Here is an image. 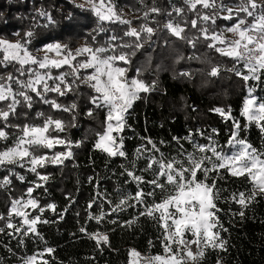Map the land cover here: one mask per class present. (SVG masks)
Segmentation results:
<instances>
[{
	"label": "trees",
	"instance_id": "obj_1",
	"mask_svg": "<svg viewBox=\"0 0 264 264\" xmlns=\"http://www.w3.org/2000/svg\"><path fill=\"white\" fill-rule=\"evenodd\" d=\"M112 3L118 14L127 13L131 27L139 29L147 24L156 29L144 47L132 56L129 65L119 63V66L127 68L129 79L136 77L137 69H140L139 78L148 85L155 81L156 87L141 93V98L129 109L127 127L119 134L123 138L121 150L125 156H109L95 147L97 134L105 130L107 111L91 103V97L96 93L79 81L75 90L66 96L48 94L49 99L55 98L65 106L75 103L77 108L74 112L55 110L30 93L33 97L30 108L21 103L17 105L16 114L9 117L8 126L0 121V128L9 134L7 140H0V151L14 145L22 135L24 125L42 126L48 117L62 120L66 125L63 132H52V136L73 143L71 158L62 164L47 163L37 169L41 175L49 177L47 181L39 180L36 173L29 171V165L0 167V181L4 177L10 180L9 184L0 186V229H3L0 231V264H25L32 256L37 257L35 264H43L44 261L47 264H129L130 250L146 257L164 255L162 242L165 230L159 212L154 216L141 213L146 207L175 194V187L167 184L166 177L159 180L163 188L147 182L156 179L159 171L158 166L148 168L149 158L155 156L166 162L178 160L188 167V153H195L197 157L212 156L211 152H197L194 144L213 143L218 151L232 154L239 150L238 145L228 143L235 121L240 124V138L264 153V132L242 115L245 101L250 97V88L258 102H264V71L260 73L259 80L245 81L243 75H248V70L244 63L210 48L208 45L212 41L205 40L200 33V29L207 28L212 34L234 22L236 15L225 20L222 12L230 5L240 6L241 0H217V4L223 7L204 9L197 6L196 10H190L185 0H112ZM258 4L264 5V0H259ZM80 5L77 0H0V39L23 40L24 34L31 31L33 36L27 47L33 55L42 46L54 42L68 44L75 51L85 44L93 48L107 47L108 38L112 35L122 38L123 42L133 39L124 36L129 27L126 24L105 23L106 31L98 32L97 17L90 7ZM152 7L161 11L149 13L145 19L144 13ZM178 7L184 9L181 15L174 11ZM41 11L48 13L53 22L49 23L45 16H41ZM214 13L217 14L214 24L211 20L199 19L201 15ZM244 16V13H239V17ZM194 19L198 21L196 28L191 24ZM170 20L184 27L183 35L187 39H178L165 28ZM251 21L252 18L247 19V22ZM188 40H195V46ZM119 51L130 52L132 49ZM86 58L81 56L77 59L82 61ZM19 67L16 63L0 65V76L7 77L11 73L26 80L27 74L21 76ZM213 67L220 68L217 76L210 75ZM234 67L242 73L241 76L229 71ZM61 71L69 72L70 69L67 66L52 69L54 76ZM91 71L81 70V77ZM67 79L71 83L73 78L69 76ZM12 86L19 90L17 85ZM7 103L9 101L0 102V109H6ZM217 108L225 112L230 110L231 118L225 119L214 111ZM89 110L93 112L91 117L87 115ZM153 144L159 151L153 150ZM33 151L38 156H52L67 149L56 145L52 149L41 147ZM128 172L143 177L144 182L137 183ZM21 176L23 180L19 179ZM210 176L207 183L211 184L215 179L219 191L220 198L215 201L219 209L216 216L223 229H227L220 230V237L226 245L225 250L207 249L200 264H217V261L220 264H264V195H257L247 207H242L232 200V196L236 194L238 199L239 193H252L253 183L247 176L233 177L226 169L220 170L219 177L216 173ZM197 179L203 180V173L198 172ZM37 184L40 187H36ZM29 188L33 189L31 196L27 193ZM141 190L145 193L143 202L137 203L134 197ZM125 198H128V203L116 210ZM28 199H35L38 207L31 208L27 218L31 220L39 216L41 221H48L36 225L38 235H24L28 228L23 224L24 218L15 214L9 216L14 200ZM50 204L55 205V210L48 207ZM40 208L44 209L42 213ZM241 212L243 216L239 214ZM102 213L99 221L90 218L100 217ZM129 221L134 222L129 225ZM9 222L14 228L7 227ZM16 227L21 229L20 232L15 231ZM82 227L85 232H81ZM86 233L106 234L108 243L101 241L98 247L96 240L90 239ZM46 248L54 251L47 253L44 251Z\"/></svg>",
	"mask_w": 264,
	"mask_h": 264
},
{
	"label": "snow or ice",
	"instance_id": "obj_2",
	"mask_svg": "<svg viewBox=\"0 0 264 264\" xmlns=\"http://www.w3.org/2000/svg\"><path fill=\"white\" fill-rule=\"evenodd\" d=\"M190 10H196L197 6L204 9H215L223 7L217 4V0H185ZM91 11L97 17V31L104 32L105 23H119L129 25L124 36L133 38L127 42H123L122 38L112 35L108 38L107 47L100 46L93 48L85 44L73 51L68 44L60 42L50 43L44 46L43 57L33 55L27 45L31 41L33 33L31 31L24 34L23 40L15 42L7 39H0V65H9L12 63L18 64V69L21 76L27 74L26 80H21L14 77L11 73L7 77L0 76V102L9 101L6 109H0V121L5 122L9 117L16 114L17 105L21 103L31 107L33 97L30 93H34L43 103L49 104L53 109L64 112H74L77 108L75 103L71 105H62L57 102L55 98L49 99V93H55L59 97L66 96L69 92L75 90L77 81L87 84L96 93L91 97V103L98 108H104L107 111L105 118V130L98 133V140L95 144L97 149H101L109 156H125L122 151V137L119 134L127 127L126 118L129 109L132 108L133 103L141 98V93L152 91L156 87L155 81L152 85L146 84L139 77L141 70L137 69V76L131 79L127 76V68L119 66L122 62L124 65L131 63V58L137 51L144 47V44L151 39L156 29L143 24L139 29L131 27V21L123 19L116 11L112 0H87ZM84 7V5H80ZM161 10L157 7L150 8L144 13V18L147 19L149 13H159ZM177 15H181L183 8H175ZM227 15L223 17L225 20H231L233 14L237 16V23L228 28L227 31L234 33L236 38L228 41L224 38L223 33L209 34L207 28L200 29L201 35L205 40H211L208 46L214 48L217 52L228 57H232L237 62L243 61L244 68L248 70V75H243V79L248 81L250 79L259 80L260 73L264 71V5L258 4L256 0H241V5L238 9H226ZM239 13H244V18L239 17ZM41 16H45L49 23H52L51 16L41 11ZM252 18L251 24L247 23V19ZM202 21H209L214 24L217 19V14L211 16L205 14L199 17ZM197 20H192L193 28L197 27ZM165 28L178 39H187L183 33L184 27L179 24H174L171 20L165 25ZM93 40L96 36L93 35ZM121 41L120 43H115ZM188 43L195 46V40H188ZM217 45H224V47H217ZM120 49H132L130 52L119 51ZM119 51V54H116ZM112 52V55L106 53ZM55 53L56 58H52L49 54ZM86 56L85 60H78V57ZM35 65L36 67H32ZM67 66L70 71H61L59 75H53L52 69H62ZM91 69V73L81 77V70ZM43 70V71H41ZM235 72L237 76L242 73L236 71L235 67L229 69ZM220 73V68L213 67L210 75L217 76ZM189 75V73H183ZM73 79L71 83L68 77ZM51 81V83H49ZM13 84L17 85L19 90L13 88ZM253 89H249L250 98L245 101L242 115L245 116L249 123H255L264 132V102H258V98L252 95ZM214 111L220 113L225 119H229V112H225L222 108H217ZM92 116L91 110L87 113ZM75 119V116L73 117ZM65 123L59 119L48 117L42 126L24 125L22 135L19 136L13 146L7 147L0 151V167L5 165L19 164L21 167L29 165V171L36 173L39 180L47 181L49 179L46 175H41L37 172L38 168L45 167L47 163L62 164L65 159L71 158L73 153L71 148L73 143L71 141L52 136V132H63L65 130ZM240 124L238 121L234 122V130L231 133L228 143L230 145H238L239 150L233 152L231 155L224 154L218 151L216 145H196L193 147L199 153L211 152L212 156L200 155L197 157L195 153L187 154L188 167L178 160L165 161L163 158L157 159L155 156L149 158L148 168L152 169L158 166L159 171L156 179L147 181L156 187L163 188L164 185L159 182L161 177H166L167 184L175 187V194L170 195L167 199L160 203L154 204L152 207H146L145 212L141 215L154 216L159 212L160 221L164 228V253L165 255H155L150 257H141V254L135 250H130L129 264H140V260L144 264H200L205 252L209 248L225 250L226 241L220 237V230L223 226L220 224L216 212L219 209L215 201L220 198L219 191L216 189V180L212 179V183L207 181L211 179L210 174L216 173L220 176V170L226 169L233 177L247 176L253 183V191L250 195L245 193L233 194L232 200L242 207H247L257 195H264V153L259 152L251 144L240 138ZM8 133L0 128V140H7ZM119 137V143L117 142ZM175 139V138H174ZM152 143L151 140L148 141ZM80 142H76L75 146H79ZM56 145H63L67 151L56 152L52 156L35 155V148L52 149ZM153 150L159 151L153 144ZM138 152L141 149L137 150ZM215 157V160H213ZM179 165V167H177ZM210 165V166H209ZM203 173L204 179L198 180L197 173ZM137 183L144 182L143 177L135 176L132 172H128ZM23 180V177H19ZM10 183L8 177H4L0 181V186ZM36 187H40L39 184ZM33 189L29 188L27 193L31 196ZM145 193L137 191L134 199L137 203L143 202ZM152 195V193H148ZM128 203V198L122 199L117 209H121ZM21 205L24 207L31 206L37 208L38 204L35 199L14 200L12 203L9 216L15 214L23 217V224L28 225L24 235L29 233L37 234L36 225L40 222L47 223L48 221H41L37 216L29 220L28 213L21 211ZM91 203L89 207H91ZM49 208L55 210V205H48ZM42 213L43 208L39 209ZM241 216L243 212L239 213ZM100 217H92L97 221ZM62 218V217H61ZM134 221L127 222L129 225ZM170 222V223H169ZM7 227L14 228L12 223H8ZM215 229V231H214ZM20 228L16 227L15 231L20 232ZM81 232H85L82 227ZM3 231V229H0ZM186 233H191L193 239L185 238ZM88 234V233H86ZM90 239H95L99 247L101 241L104 244L108 243L106 234L95 233L88 234ZM196 245L197 251L194 253L191 250V245ZM175 247V251L173 250ZM47 253H52V248L44 250ZM41 256L43 253L40 254ZM136 257L137 259H132ZM36 256L29 257L25 264H35ZM43 264H47L44 261ZM217 264H220L217 261Z\"/></svg>",
	"mask_w": 264,
	"mask_h": 264
},
{
	"label": "rangeland",
	"instance_id": "obj_3",
	"mask_svg": "<svg viewBox=\"0 0 264 264\" xmlns=\"http://www.w3.org/2000/svg\"><path fill=\"white\" fill-rule=\"evenodd\" d=\"M77 1L80 2L81 5H84V6L90 7V6L87 4V0H77ZM256 2L258 3L259 0H256ZM239 7H240V6H238V5H236V6H234V5H230V6H229V8H231V9L234 10V13H235V10L238 9ZM222 14H223V15H227L228 13H227V11L225 10V11L222 12ZM233 16H235V14H233ZM122 18L128 20V15H127V13L124 12V13L122 14ZM240 18H243V17H240ZM252 22H253V20H252L250 23H252ZM235 23H237V19H236L234 22H232L230 25H227V26H223V27H221V29H219V30L216 31L215 33H222V32H221L222 28H224V27L230 28V27H232V25L235 24ZM247 23H249V22H247ZM223 36H224V38H225L226 40L231 41V39H230L229 37H227L225 34H223ZM1 39H3V38H1ZM7 40L12 41V42H15V41H16L15 39H7ZM49 44H50V43H49ZM46 45H47V44H46ZM44 46H45V45H44ZM44 46H42V47L38 50V53H37L35 56L43 57V56L45 55V53H44V51H43ZM222 47H224V45H222ZM49 55H50L52 58H56V57H55V53H50ZM249 98H250V97H249ZM249 98H248V99H249ZM31 208H32V207H31L30 205L27 206V207H24L23 205H21L20 210H21V211H24V212H26V213H28V212L30 211ZM169 223H170V222H169ZM214 231H215V230H214ZM185 238L188 239V240L193 239L191 233H186V234H185ZM173 250L175 251V247H174ZM191 250L195 253V252L197 251L196 245H194V244L191 245ZM164 255H165V254H164ZM141 257H146V256H142V255H141ZM132 259L135 260V259H137V258H136V257H132ZM140 264H144V261H143V260H140Z\"/></svg>",
	"mask_w": 264,
	"mask_h": 264
},
{
	"label": "built area",
	"instance_id": "obj_4",
	"mask_svg": "<svg viewBox=\"0 0 264 264\" xmlns=\"http://www.w3.org/2000/svg\"><path fill=\"white\" fill-rule=\"evenodd\" d=\"M248 24H251V23H248ZM227 29H228L227 27H224V28H222L221 32L223 34H225L227 37H229L231 40H234L236 38L235 34L228 32ZM240 62L244 63L243 61H240ZM229 155H231V154H229Z\"/></svg>",
	"mask_w": 264,
	"mask_h": 264
},
{
	"label": "crops",
	"instance_id": "obj_5",
	"mask_svg": "<svg viewBox=\"0 0 264 264\" xmlns=\"http://www.w3.org/2000/svg\"><path fill=\"white\" fill-rule=\"evenodd\" d=\"M139 253V252H138ZM141 254V253H140ZM142 255V254H141ZM142 256H144V255H142Z\"/></svg>",
	"mask_w": 264,
	"mask_h": 264
}]
</instances>
